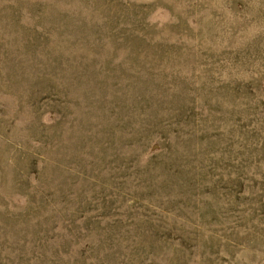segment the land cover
I'll return each instance as SVG.
<instances>
[{"label": "rangeland", "instance_id": "obj_1", "mask_svg": "<svg viewBox=\"0 0 264 264\" xmlns=\"http://www.w3.org/2000/svg\"><path fill=\"white\" fill-rule=\"evenodd\" d=\"M0 264H264V0H0Z\"/></svg>", "mask_w": 264, "mask_h": 264}]
</instances>
